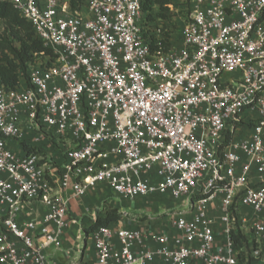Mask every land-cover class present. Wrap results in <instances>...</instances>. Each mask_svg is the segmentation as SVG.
Listing matches in <instances>:
<instances>
[{"label": "built area", "instance_id": "1", "mask_svg": "<svg viewBox=\"0 0 264 264\" xmlns=\"http://www.w3.org/2000/svg\"><path fill=\"white\" fill-rule=\"evenodd\" d=\"M181 1L168 5L185 13L167 37L146 21L144 0H87L82 11L0 0L49 51L27 86H0V264H50L48 251L79 225L72 199L99 185L189 210L174 214L173 235L98 228L87 237L94 264H264V0ZM243 128L251 134L235 141ZM27 134L60 161L17 152Z\"/></svg>", "mask_w": 264, "mask_h": 264}, {"label": "trees", "instance_id": "2", "mask_svg": "<svg viewBox=\"0 0 264 264\" xmlns=\"http://www.w3.org/2000/svg\"><path fill=\"white\" fill-rule=\"evenodd\" d=\"M87 0H70L73 11H82ZM176 4L173 0H144L143 10L146 21L160 23L167 27L171 34L178 36L182 23L180 15H184L185 10H180V15L169 11L168 5ZM179 4V1H177ZM264 20V15L262 17ZM49 51L42 42L35 36L33 26L14 9L10 4H0V86L7 91L18 90L28 85L29 71L31 65L35 64L38 57L47 55ZM230 138L227 140L229 142ZM26 154L37 153L35 149L29 147L25 142L21 143ZM122 217V213L116 209H110L96 218L86 229L87 235L100 227H112ZM236 246H241L246 238L241 235L232 237ZM241 260H244L241 257ZM78 264H87L80 261Z\"/></svg>", "mask_w": 264, "mask_h": 264}, {"label": "rangeland", "instance_id": "3", "mask_svg": "<svg viewBox=\"0 0 264 264\" xmlns=\"http://www.w3.org/2000/svg\"><path fill=\"white\" fill-rule=\"evenodd\" d=\"M173 1L176 2L175 7H178V9L182 7L181 0ZM177 1H179V4H177ZM49 146L52 147V145ZM56 150L59 152L58 149ZM101 189L103 190L97 195L89 193L82 199H77L79 203H81V200H86V207L89 208V210L86 213H83L80 219V226L77 228L79 231L81 230L85 232V240L84 242L82 241L81 244H79L77 240H74L75 250L79 251L75 257H71V259H77L75 264H78L80 261L87 264L95 263V252L92 243L89 242L87 238L88 235L86 229L92 222H94V217L97 218L98 216L103 215L106 210L116 209L122 213L120 222L112 225V228L114 229L126 228L144 233L158 232L164 235L174 234L172 228L174 214L184 213L189 210V204H184L181 200H175L169 197L156 200L136 199L132 201L121 199L111 193V191L108 196L107 192L104 193V191H106L104 190L105 188L103 187ZM212 206H214L215 209L210 211V215L214 220L215 229L219 227L221 228L219 219L220 199L214 202ZM66 261L67 260L65 259L62 262L65 263Z\"/></svg>", "mask_w": 264, "mask_h": 264}, {"label": "crops", "instance_id": "4", "mask_svg": "<svg viewBox=\"0 0 264 264\" xmlns=\"http://www.w3.org/2000/svg\"><path fill=\"white\" fill-rule=\"evenodd\" d=\"M242 130L243 131L241 132V135H237L234 138L235 141L239 140L242 136H249L251 134V130H249V129L243 128ZM22 142H25L29 147L37 148L48 159L53 160L54 162H57V163L60 161V154L56 150V148H53L54 146L51 147V146L47 145L46 142H43V143L39 144L38 146H36V144L34 142L33 134H27L26 138L23 141H21L18 145H16V147H15V150H17V152H19L21 154H26V152L24 151L23 146L21 144ZM103 187L105 188L104 190H106V191H104V193L107 192V194L109 196L110 190L107 189V187L104 185H99L96 189L90 191L89 193H93L94 195H97L98 193H101V190H103L101 188H103ZM68 195L71 196L70 191H68ZM97 198H99V197H97ZM85 202H86V200H81V203H79L76 199H72V201H71V214L74 218H76L79 221V225L73 227L66 234V236L63 239V246H62L61 250H59V251L49 250L48 251L50 264H75L76 263V260H77L76 258L71 259V257H73V256L75 257L76 254H74L73 256H70V255H68V252H73L76 249L74 240H76L77 233L79 232L78 234H80V232H81V230L79 231V229H77V228L80 226L81 216L83 215V213H86L89 210V208L86 207ZM31 209L32 210L37 209L38 213H40V214L42 213L41 207H39V205H37V204H34ZM26 212L27 213H25V215H24L26 219L34 217V215L29 216L28 212H30V211H26ZM93 219H94V221L96 220L95 217ZM119 222H120V220L116 223H119ZM116 223H114V224H116ZM84 234H85V232H84ZM215 237H216V241H217V246L222 245V243L225 239L223 236L222 229L220 227L215 229ZM65 259L67 261L65 263H63L62 261ZM254 264H255V262H254Z\"/></svg>", "mask_w": 264, "mask_h": 264}]
</instances>
